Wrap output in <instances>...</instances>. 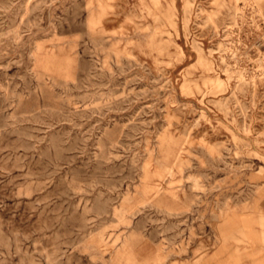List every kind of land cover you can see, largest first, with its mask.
<instances>
[{
  "label": "rangeland",
  "instance_id": "rangeland-1",
  "mask_svg": "<svg viewBox=\"0 0 264 264\" xmlns=\"http://www.w3.org/2000/svg\"><path fill=\"white\" fill-rule=\"evenodd\" d=\"M0 264H264V0H0Z\"/></svg>",
  "mask_w": 264,
  "mask_h": 264
}]
</instances>
